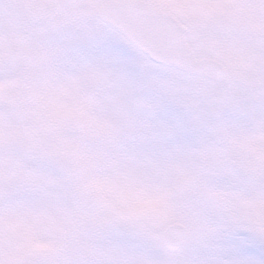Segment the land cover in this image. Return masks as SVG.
Wrapping results in <instances>:
<instances>
[{
  "label": "snow or ice",
  "instance_id": "1",
  "mask_svg": "<svg viewBox=\"0 0 264 264\" xmlns=\"http://www.w3.org/2000/svg\"><path fill=\"white\" fill-rule=\"evenodd\" d=\"M0 264H264V0H0Z\"/></svg>",
  "mask_w": 264,
  "mask_h": 264
}]
</instances>
